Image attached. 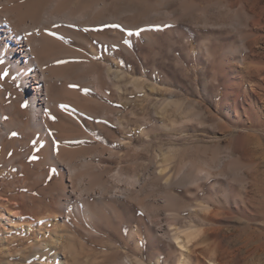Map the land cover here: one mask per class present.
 <instances>
[{
  "label": "rangeland",
  "instance_id": "rangeland-1",
  "mask_svg": "<svg viewBox=\"0 0 264 264\" xmlns=\"http://www.w3.org/2000/svg\"><path fill=\"white\" fill-rule=\"evenodd\" d=\"M102 1L103 17L116 21L79 26L87 44L58 39L75 53L59 63H93L102 75L91 85L47 83L54 125L45 138L88 149L87 161L119 175L103 199L86 191L70 200L88 215L54 206L58 194L43 190L44 179L33 200L19 195L18 181L0 186V264H264V0ZM1 73L0 117L9 121L25 97ZM32 136L11 131L19 142L6 156L37 162L46 141ZM60 161L40 171L57 189L66 178L80 191L84 182ZM198 170L206 175L190 182ZM176 228L188 251L170 238ZM184 233L193 234L188 243ZM51 239L56 248L46 247Z\"/></svg>",
  "mask_w": 264,
  "mask_h": 264
},
{
  "label": "bare ground",
  "instance_id": "bare-ground-1",
  "mask_svg": "<svg viewBox=\"0 0 264 264\" xmlns=\"http://www.w3.org/2000/svg\"><path fill=\"white\" fill-rule=\"evenodd\" d=\"M105 7L106 5L102 0L86 4H73L70 0H0V71L5 74V78L9 80V82H14L18 92V94L16 93L18 99L20 100L22 96L25 97L23 106L18 102L16 106L10 107L15 114V116L13 115V119L4 121L3 117H0V146L2 149L0 156V158H2L0 162V171H4L3 176L0 173V186L1 188H13L15 187L14 182L18 181L22 184L20 188H26V190L19 195L31 196V198L34 196L36 198V194L40 192L47 191L52 194V192L55 191L58 194V198L55 199L54 206L64 209L67 215L73 214V212L76 215L90 214L87 205H75V207L72 208V206H70V200L73 198L78 200L81 199V192L86 191H89L98 199H103L102 197L109 191L108 179L110 176L116 178L119 175L116 171L111 175L108 169H97L93 161V163L90 162V160L87 161L84 155L90 152V150H68L64 148L61 143H51L45 138L48 128L51 125L48 113L49 107L51 106L49 102L50 98L48 97L49 93L47 94L46 90V87L49 89L47 83L52 80L68 81L71 79H78L83 82L90 79L93 74H97V79L102 75L100 74L102 71H99V74L96 73L91 65L93 63H82L81 61H72L69 64L59 63V59L65 58L66 60L68 57L75 56V53L70 50L68 46H65L63 42L58 41V39L66 35L79 39L81 42L87 44L88 42L82 38V33L77 30L79 26L97 25L103 21H116L117 19L116 14L111 15L109 19L103 17L102 13ZM114 7H116L115 3ZM112 35L109 41L116 45L115 43H117L118 39L116 33ZM100 40H104V38ZM94 79L97 81L96 77ZM93 86L97 90L102 88L100 82L95 85L93 84ZM75 93L76 92H74V94ZM68 94L72 96L71 93ZM76 96L79 95L77 94ZM13 130H16L18 135L22 137L33 135L32 139H34V136L37 135L38 139L46 141V147L39 151L37 162L32 163L30 160L27 161L28 159L26 161H20L19 158L21 156L17 157L13 155L9 158L6 156L5 149H7L12 142L15 141L13 143L15 147L16 143L19 142V139L17 141H9L8 134ZM18 147H20L19 150L21 151L23 146H21L20 143ZM23 154L22 152H18L16 155L23 156ZM79 159L82 162L80 169L72 166V163ZM62 160L67 161L65 162L67 163L66 166L63 167L68 173V177L74 175L80 179V181L84 182L83 188L78 191L79 193L70 190L71 188L69 189L67 182L70 184L71 182L68 179L66 180V178L60 180L63 184L57 189L58 187H54L55 183H53V176L49 175V172L45 174V171H40L39 167L41 165L56 167L59 161L62 163ZM77 164L79 163L77 162ZM198 171L196 175L190 177V182H194L206 175L203 170ZM162 172L163 177L161 180L170 181V176H167L164 170H162ZM11 177L14 179L12 183H9ZM42 180L45 186H43V190L45 189V191H42V188L39 186ZM126 182L128 184H133L135 181L126 178ZM19 190L20 189H18V191ZM48 193L46 195H48ZM38 196L39 195H37V197ZM61 197H63L62 201L60 199ZM115 197H117L116 193L111 195V198ZM29 200H33V198ZM34 202L36 205L39 204H37L35 200ZM83 202L85 201L83 200ZM35 209H37V207ZM181 232L179 228H176L169 236L176 242L178 248L182 251H188L184 240L179 237ZM184 237L188 243L189 239L193 238V234L186 233ZM57 244L58 240L51 239L45 245L53 249L56 248ZM254 261L256 262V260Z\"/></svg>",
  "mask_w": 264,
  "mask_h": 264
},
{
  "label": "snow or ice",
  "instance_id": "snow-or-ice-1",
  "mask_svg": "<svg viewBox=\"0 0 264 264\" xmlns=\"http://www.w3.org/2000/svg\"><path fill=\"white\" fill-rule=\"evenodd\" d=\"M112 27H119V25H113ZM131 34V33H130ZM137 35H139V32L138 33H136ZM26 106V105H25ZM54 119V118H53ZM13 136H15L16 135V133H13L12 134ZM33 159H37V157H33Z\"/></svg>",
  "mask_w": 264,
  "mask_h": 264
}]
</instances>
